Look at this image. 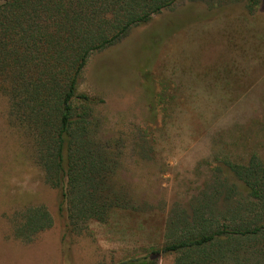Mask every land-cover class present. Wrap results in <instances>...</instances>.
<instances>
[{"label":"rangeland","instance_id":"obj_1","mask_svg":"<svg viewBox=\"0 0 264 264\" xmlns=\"http://www.w3.org/2000/svg\"><path fill=\"white\" fill-rule=\"evenodd\" d=\"M78 91L96 99L103 138L122 141L114 181L132 208L69 232L60 191L45 182L31 139L10 121L0 92V223L11 232L26 207L42 204L53 224L37 238L59 239L60 264L144 256L163 243L170 209L209 182L214 166L252 154L264 162V0L252 13L246 0H178L91 53ZM172 259L164 254L157 264ZM5 264L17 262L12 256Z\"/></svg>","mask_w":264,"mask_h":264},{"label":"trees","instance_id":"obj_2","mask_svg":"<svg viewBox=\"0 0 264 264\" xmlns=\"http://www.w3.org/2000/svg\"><path fill=\"white\" fill-rule=\"evenodd\" d=\"M176 1L0 0V92L10 121L31 139L45 182L60 191L69 232L132 208L114 181L122 141L103 138L96 99L78 91L87 59ZM258 2L246 0L250 13ZM52 224L44 205L28 206L13 233L31 241ZM164 254L173 255L170 264H264V162L257 154L214 166L209 182L170 209L161 246L116 264H157Z\"/></svg>","mask_w":264,"mask_h":264},{"label":"crops","instance_id":"obj_3","mask_svg":"<svg viewBox=\"0 0 264 264\" xmlns=\"http://www.w3.org/2000/svg\"><path fill=\"white\" fill-rule=\"evenodd\" d=\"M10 229L11 232L5 220L0 223V264H5L12 256L17 264H32V256L40 257L42 264H60L62 252L59 239L57 243L53 240L40 241L37 237L41 231L31 241H22L14 236L13 227ZM46 257H49V261Z\"/></svg>","mask_w":264,"mask_h":264}]
</instances>
